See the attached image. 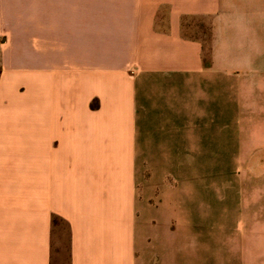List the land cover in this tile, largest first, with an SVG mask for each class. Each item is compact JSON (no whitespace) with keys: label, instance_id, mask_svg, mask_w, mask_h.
<instances>
[{"label":"crops","instance_id":"obj_1","mask_svg":"<svg viewBox=\"0 0 264 264\" xmlns=\"http://www.w3.org/2000/svg\"><path fill=\"white\" fill-rule=\"evenodd\" d=\"M0 38V264L57 219L69 264H264V0H0Z\"/></svg>","mask_w":264,"mask_h":264},{"label":"rangeland","instance_id":"obj_2","mask_svg":"<svg viewBox=\"0 0 264 264\" xmlns=\"http://www.w3.org/2000/svg\"><path fill=\"white\" fill-rule=\"evenodd\" d=\"M212 27L213 22L211 19H191L184 23L183 33L187 37L202 40L208 49L213 34ZM3 40V38H0V50ZM207 200L212 202L213 206H221L224 208L234 207V198L232 195H226L225 198L221 199L208 198ZM55 226V264H69V228L65 222L59 219L55 220Z\"/></svg>","mask_w":264,"mask_h":264},{"label":"trees","instance_id":"obj_3","mask_svg":"<svg viewBox=\"0 0 264 264\" xmlns=\"http://www.w3.org/2000/svg\"><path fill=\"white\" fill-rule=\"evenodd\" d=\"M5 39L2 41V43H5ZM2 68H1V62H0V78H1Z\"/></svg>","mask_w":264,"mask_h":264}]
</instances>
